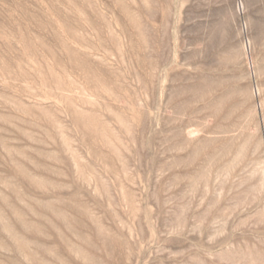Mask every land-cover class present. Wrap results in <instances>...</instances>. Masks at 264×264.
<instances>
[{
    "label": "rangeland",
    "instance_id": "374dc122",
    "mask_svg": "<svg viewBox=\"0 0 264 264\" xmlns=\"http://www.w3.org/2000/svg\"><path fill=\"white\" fill-rule=\"evenodd\" d=\"M0 264H264V0H0Z\"/></svg>",
    "mask_w": 264,
    "mask_h": 264
}]
</instances>
